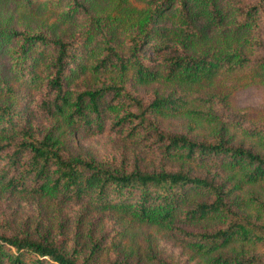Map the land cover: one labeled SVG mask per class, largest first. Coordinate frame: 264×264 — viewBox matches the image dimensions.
<instances>
[{
	"label": "trees",
	"instance_id": "1",
	"mask_svg": "<svg viewBox=\"0 0 264 264\" xmlns=\"http://www.w3.org/2000/svg\"><path fill=\"white\" fill-rule=\"evenodd\" d=\"M15 1L60 8L65 22L79 13L82 29L65 38L0 21V57L11 51L18 77L45 87L39 107L53 123L42 135L24 124L20 94L0 69V94L6 95L0 102V195L25 192L129 216L182 240L207 264H264L257 250L264 247V111L226 118L214 101L230 94H208L219 76L264 72V0L233 10L230 25L243 33L237 42L211 41L229 18L226 0H143L141 6L107 0L108 8L98 12L82 0ZM89 76L98 84L86 83ZM151 84L154 97L144 103L133 86ZM191 96L202 109L188 106ZM164 116L206 123L212 138L162 131L157 117ZM108 124L147 130L171 164L147 169L69 152L62 127ZM237 131L250 144L235 141ZM34 231H0V264H101L104 245L92 227L77 226L72 245ZM119 256L107 264H124Z\"/></svg>",
	"mask_w": 264,
	"mask_h": 264
},
{
	"label": "rangeland",
	"instance_id": "2",
	"mask_svg": "<svg viewBox=\"0 0 264 264\" xmlns=\"http://www.w3.org/2000/svg\"><path fill=\"white\" fill-rule=\"evenodd\" d=\"M93 11H103L109 6L107 0H82ZM133 4L141 6L143 0H130ZM252 0H226L229 9V18L221 31L211 33V41H217L221 36L227 37L229 42H237L243 38L241 30L230 25L233 10L237 5ZM60 8L25 6L15 0H0V21L9 27L26 30L28 32H43L50 36L69 38L82 29V15L76 13L72 21H63L59 18ZM264 38V28L262 29ZM0 57L2 75L10 82L11 87L20 94L16 98L18 108L26 115L25 125L32 128L37 134L42 135L52 125V120L42 113L39 105L45 87L29 85L25 79L18 77L16 66L11 51ZM254 54H257L255 52ZM147 55L161 59L163 54L150 52ZM258 55V54H257ZM252 79H249L250 75ZM233 73L219 76L210 86V95L216 91L215 99L225 94H230L228 100L214 101L216 112H223L226 118L236 117L239 112L250 110L253 114L264 111V72ZM92 87L98 84L94 77H87ZM86 83L81 81L80 88H85ZM155 85L133 86V91L144 103H148L155 93ZM228 90L227 93H223ZM202 93V89L200 91ZM218 93V94H217ZM208 94L204 97H209ZM6 95L0 94V102L5 101ZM191 96L188 106L202 109V102ZM225 103L224 105H222ZM159 128L162 131L174 134H184L188 137L202 140L212 138L211 126L188 118L187 116L157 117ZM248 123V122H247ZM62 137L67 144L69 152L85 153L97 160L116 159L132 166L140 164L142 167L152 169L159 164H171L165 159L158 149V143L149 138L145 129L130 131V129L112 128L109 124L103 129H87L79 127H62ZM241 131V130H239ZM235 134L237 142L244 141L250 144L243 133ZM259 190L260 187H252ZM93 223V224H92ZM85 232L92 227L96 238H101L104 245L101 254V264L117 257L125 260L124 264H157L164 260L170 264H207L203 258L193 253L182 240L168 235L153 226L141 224L131 220L129 216L122 217L109 211H95L83 202L50 201L47 198L31 196L25 192L0 195V231H23L28 229L48 232L52 239H64L72 245L75 229ZM264 252V247L257 248Z\"/></svg>",
	"mask_w": 264,
	"mask_h": 264
}]
</instances>
